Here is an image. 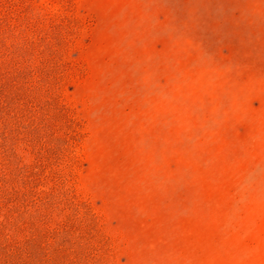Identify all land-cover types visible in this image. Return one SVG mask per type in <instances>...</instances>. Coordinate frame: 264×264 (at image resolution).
I'll use <instances>...</instances> for the list:
<instances>
[{
    "label": "rangeland",
    "instance_id": "374dc122",
    "mask_svg": "<svg viewBox=\"0 0 264 264\" xmlns=\"http://www.w3.org/2000/svg\"><path fill=\"white\" fill-rule=\"evenodd\" d=\"M0 264H264V0H0Z\"/></svg>",
    "mask_w": 264,
    "mask_h": 264
}]
</instances>
